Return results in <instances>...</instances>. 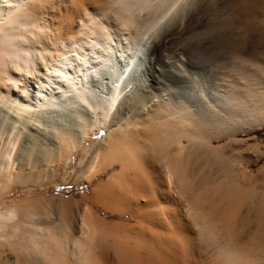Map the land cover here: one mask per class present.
<instances>
[{
	"label": "bare ground",
	"instance_id": "1",
	"mask_svg": "<svg viewBox=\"0 0 264 264\" xmlns=\"http://www.w3.org/2000/svg\"><path fill=\"white\" fill-rule=\"evenodd\" d=\"M177 1L0 0V264H264V182L243 165L264 143L240 138L264 127V64L235 31L255 12L232 0L207 50L188 44L231 107L197 115L142 73ZM72 178L89 194H47Z\"/></svg>",
	"mask_w": 264,
	"mask_h": 264
},
{
	"label": "rangeland",
	"instance_id": "2",
	"mask_svg": "<svg viewBox=\"0 0 264 264\" xmlns=\"http://www.w3.org/2000/svg\"><path fill=\"white\" fill-rule=\"evenodd\" d=\"M187 1L188 0L186 1L178 0L176 3L177 6L173 8L176 9L179 6L181 7L182 4L183 6L179 10L183 11V9L185 8L184 6H186L184 12L180 11L179 13V11H177L178 8L176 10L172 8L170 11L173 10L174 15L169 14L170 12L169 11L168 15H170L171 17L170 16L168 17L167 15L162 20L163 23L161 21V24H159L156 29H153V32L152 31L150 32L152 35L153 33L156 32L155 35L158 34L157 37L158 40L160 38V41L163 39V37L166 36L168 32H169L168 34L172 35V38L170 36V39L166 41V43H164L165 45L160 44L156 49V52H154V54H151L152 55L150 58L151 60H148L147 64L144 66L145 69L143 68L142 70V73H144L143 75H145V77L150 80L151 79L154 81L157 80L161 84L160 87L164 89V92L171 94L176 100L178 101L182 100L181 102H185V104L189 103V106L196 112L197 115L202 114V115L210 116V113H212L211 115L213 116L214 115L224 116L225 112L227 114L231 111V107L227 105L223 97L221 98L219 93L220 91H218L219 90L218 84H220L219 82H221V78H222L221 75H223V71H221L222 69L219 67V64L207 65L206 63L205 65L202 64V62L200 61H197L198 63L193 61L192 57L195 52L191 51L193 48L192 46L194 44L196 45L198 34L201 32V29L204 27V21L206 17L214 9H216V7L223 0H193V1L190 0L191 1L190 3H188L189 1L188 2ZM183 3H188V5H185ZM164 6L165 8L167 7L166 4H164ZM243 6L251 7L253 13L255 12L254 13L255 20H253L254 22L252 23L250 28V36L245 37V35L242 33L243 29L241 28L240 25H235V31L238 37L242 35L241 43L244 44L243 47L245 46L244 47L245 52L252 53V55L256 58V60L264 64V0H234L233 3L234 10L239 9L240 7ZM165 8L163 10H165ZM145 11L143 12L141 10V14L143 12L142 16L144 17H145V13L148 15L147 12H149L150 17L152 15L151 17L152 20L158 17L157 15L158 10L156 11V14H151L152 11L151 12L147 10ZM138 13L140 12L138 11ZM158 13L160 14L161 10H159ZM149 16L145 18L148 19ZM151 18H149V20H151ZM124 31L125 32L123 33H128L127 32L128 30L127 31L124 30ZM239 32L242 34H240ZM189 39L191 42L189 41ZM189 43H191L189 46L192 48L188 46ZM180 51L181 54H178ZM179 55H182V57L184 58L183 59L184 61H182V63L181 61L177 62ZM166 60H169L173 63H179L182 65L184 63L186 67L189 66L188 68H186L188 70L186 71V69H184L185 71H183V73H180V75L178 76L169 75L168 73L169 68L166 65L167 64ZM185 65L183 67H185ZM188 74H190L191 76ZM254 136L258 137L264 143V127L249 133L240 134V138L245 140L246 138L248 139ZM242 143H244V140H242ZM249 146L243 145L240 148L241 150L240 152H242L243 155L245 156H252V157L257 156L259 154L258 147L256 148V146L253 144L250 146V148ZM243 165L247 167L248 171H250V173H252L253 175L258 174L257 175L258 180L264 182V175L262 172L263 170L261 171L262 174H260L259 172V168L264 166V153L258 159L250 160L249 162L246 161L244 162ZM60 179H61L60 177H57V180L59 182H61ZM74 180L75 178H72L69 180V183L67 184L63 183L60 185H56L54 187H50L49 190L47 191V194L48 195L55 194L56 196H61L65 198H79L81 196V193L83 192L89 194L90 187L88 186V184H86L87 182L85 183L81 182L80 184L78 182L75 183Z\"/></svg>",
	"mask_w": 264,
	"mask_h": 264
},
{
	"label": "water",
	"instance_id": "3",
	"mask_svg": "<svg viewBox=\"0 0 264 264\" xmlns=\"http://www.w3.org/2000/svg\"><path fill=\"white\" fill-rule=\"evenodd\" d=\"M232 3H233L232 0L221 1L220 4L214 10V12L210 13L206 17L204 21V27L201 29V32L198 34V36L200 35V38H199L200 41H198L199 43H197L196 51L201 52V51H204L205 49L207 50V46H206L207 44L206 43L204 44L203 41L206 40L207 38L212 37V35H215V33H217L216 30L207 29L208 24L214 19L223 17L226 14V10L230 8ZM193 60H195L194 57H193Z\"/></svg>",
	"mask_w": 264,
	"mask_h": 264
}]
</instances>
